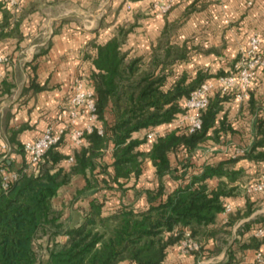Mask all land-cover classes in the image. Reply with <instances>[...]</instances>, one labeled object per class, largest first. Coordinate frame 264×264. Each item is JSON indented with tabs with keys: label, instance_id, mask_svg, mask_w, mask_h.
Listing matches in <instances>:
<instances>
[{
	"label": "crops",
	"instance_id": "1",
	"mask_svg": "<svg viewBox=\"0 0 264 264\" xmlns=\"http://www.w3.org/2000/svg\"><path fill=\"white\" fill-rule=\"evenodd\" d=\"M1 1L4 10H9L10 17L0 31L11 34L0 36V52L9 57L8 63H0V159L6 148V160L11 169H18L27 161L22 145L36 140L52 126L54 130L65 128V134L56 147L64 157L57 166L69 170L75 150L87 144L85 138L80 143L73 140L71 129L101 128L102 122L98 118L91 119L87 113L66 125L61 117L65 102L74 94L76 82L94 91L91 76L95 70L93 59L98 46L115 36L120 27L130 28L123 48L131 56H143L148 61L152 48L161 41L163 44L185 46L189 50L185 60L173 65V75L169 77L171 81L183 72L194 76L199 69L211 75L234 71L241 65L249 40L255 34L262 37L264 51V0ZM164 4H170L167 11L162 8ZM3 21L4 11L0 10V25ZM16 21H20L17 29L14 28ZM221 97L217 120L224 119L227 130L219 142L209 139L199 148L193 156V161L199 165L194 167L195 170L205 162L213 163L242 154L253 143L255 123L259 114L264 115V65L258 69L247 96ZM177 125L178 120H174L136 131L133 136H147V141L140 146L147 151L158 135ZM106 154L107 162H110V147ZM170 157L172 164H177L175 155ZM231 169L240 170L233 181L226 177L209 179L212 187H216L221 180L235 187L231 195L224 197L231 211L220 212L209 228L223 226L231 213L238 210L242 213L232 225L223 226L224 229L214 236L204 239L208 250L216 246L220 250L196 261L193 254L183 249L181 240L171 246L167 264L219 263L227 260L229 250L234 254L229 264H264V243L259 249L240 246L257 235L254 229L245 228V224L264 217V190L249 191L250 186L264 179V161L241 157L231 165ZM181 182H184L183 179L166 175V194ZM84 185V176L75 175L52 200L53 208L61 213L59 221L65 225L79 224L89 210L92 196L74 198L77 190ZM156 186L155 168L147 158L142 164L140 176L127 180L124 190L103 188L95 195L101 199L110 198L106 200L105 207L111 205L117 208L122 202L146 208L145 190ZM248 207L251 211L245 215ZM55 239L62 243L67 235L59 233ZM47 242L45 234L39 248L41 256L47 252Z\"/></svg>",
	"mask_w": 264,
	"mask_h": 264
},
{
	"label": "trees",
	"instance_id": "2",
	"mask_svg": "<svg viewBox=\"0 0 264 264\" xmlns=\"http://www.w3.org/2000/svg\"><path fill=\"white\" fill-rule=\"evenodd\" d=\"M4 8L0 0V10L4 11L0 27L10 17L9 10ZM19 23L16 21L14 28ZM129 31V27H120L115 36L98 46L91 78L95 111L102 127L94 126L84 132L87 144L75 150L69 170L57 166L64 157L56 150L59 141L47 150L38 172L20 169L21 174L11 187L6 192L0 191V264H167L171 246L181 242L187 231L200 244L199 249L190 252L197 261L220 250L219 246L208 250L204 239L208 240L242 216L238 210L229 214L223 226L209 228L224 211V197L235 190L225 180L212 187L209 179L235 180L240 170L231 169V165L241 157L264 161V115L259 114L253 143L242 154L205 162L195 170L199 165L193 156L199 148L209 139L219 142L227 130L225 120L218 121L217 114L221 96H235V93L217 92L201 111V128L189 133L177 125L158 135L149 150H142L140 146L147 141V136L134 137V132L178 120L186 112L184 104L191 91L208 78L226 73L211 75L199 69L194 76L183 72L171 81L173 65L185 60L189 50L161 41L152 48L148 61L143 56H131L123 48ZM9 34L0 31V36ZM109 147L111 161L107 162ZM171 154L177 160L175 165ZM147 158L155 168L157 180L156 187L145 190L148 206L141 208L121 202L117 208L105 207L110 198L101 199L95 194L103 188L124 190L127 180L140 176ZM2 166L11 169L7 160ZM79 174L84 176L85 185L77 190L74 198H92L82 222L69 226L59 221L61 213L53 208L52 200L62 186ZM166 175L184 182L166 194ZM250 211L248 207L244 214ZM262 226L264 217L245 224V228H252L255 233ZM59 233L67 235L62 243L55 239ZM45 234L47 254L41 256L39 248ZM263 243L264 234L253 235L240 246L259 249ZM233 258V251L229 250L227 260L211 264H229Z\"/></svg>",
	"mask_w": 264,
	"mask_h": 264
},
{
	"label": "built area",
	"instance_id": "3",
	"mask_svg": "<svg viewBox=\"0 0 264 264\" xmlns=\"http://www.w3.org/2000/svg\"><path fill=\"white\" fill-rule=\"evenodd\" d=\"M11 2L16 3V0H11ZM162 8L167 11L170 8V4H164ZM262 42L263 39L259 34L253 35L249 40V46L243 56L240 66L228 74L205 80L200 86L191 91L184 104L186 112L178 118V125L182 126L183 130L191 133L201 128V111L209 105L215 93L220 92L221 94H225L234 92L235 96L238 98H243L248 95L249 86L255 80L258 69L264 65ZM8 62L9 57L0 52V63ZM95 109L94 91L85 89L81 82H76L75 92L66 100L61 117L66 125L75 122L77 119L83 118L87 113L90 114L91 119H97L98 117ZM92 129L93 126H88L86 130L71 129V138L80 143L84 138V132L91 131ZM64 134V127H61L59 130H54L52 126H49L36 140L25 142L24 151L27 155V161L18 169H9L2 166L3 162L8 157V150L3 147L4 153L0 159V191L6 192L11 187L12 182L20 176V169L28 173L38 172L47 150L57 144ZM261 190H264V179H261L249 188V191ZM230 211L231 206L226 204L224 212ZM256 234H264V226L258 228ZM181 243L183 249L187 252L197 250L200 247V244L190 236L189 231L185 233V237L182 239Z\"/></svg>",
	"mask_w": 264,
	"mask_h": 264
}]
</instances>
